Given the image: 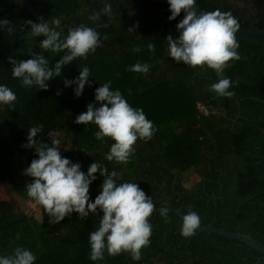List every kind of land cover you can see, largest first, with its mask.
I'll list each match as a JSON object with an SVG mask.
<instances>
[{"label":"trees","instance_id":"1","mask_svg":"<svg viewBox=\"0 0 264 264\" xmlns=\"http://www.w3.org/2000/svg\"><path fill=\"white\" fill-rule=\"evenodd\" d=\"M189 1L223 15L221 0ZM118 3L0 0V192L45 201L39 219L0 199V264H261L246 243L130 199L264 244V47L181 44L220 33L175 8L151 22L168 6L153 0L108 18Z\"/></svg>","mask_w":264,"mask_h":264},{"label":"water","instance_id":"2","mask_svg":"<svg viewBox=\"0 0 264 264\" xmlns=\"http://www.w3.org/2000/svg\"><path fill=\"white\" fill-rule=\"evenodd\" d=\"M161 2L166 3L168 6L163 8V11H170L173 8L177 9V11H183L189 15L191 20H199L200 22L204 23L212 27L215 31L220 33L219 37L215 40H209L204 35L200 34L194 37L193 39L183 40L181 44L184 42H190L196 38H200L208 43V45H212L215 42L221 40L225 36H231L236 39V41L246 40L251 43L259 44L264 47V29H256L253 27L243 26L237 22H230L226 17H219L206 9H203L199 4H195L189 0H159ZM144 2V0H137L131 4L120 5L117 7H125V8H132ZM113 9V8H111ZM164 17V15H163ZM107 23V22H106ZM106 23L104 25H106ZM185 52V51H184ZM186 53V52H185ZM177 181V178L175 182ZM136 208L144 214L152 215L158 211H170L177 214L180 218L185 220L186 222L193 225V229L196 230L195 235L200 234L203 231H208L219 236L228 237L231 239H236L240 242L248 244L253 249L259 251L262 254L261 264H264V244L257 240L256 238L242 233L240 231H230L222 227H217L214 224V221L209 224H202L195 219L187 216L182 212V206L179 208H172V207H155L151 209H144L142 208L138 201L136 195L130 199ZM128 203V202H127ZM127 203L123 207V211L126 208Z\"/></svg>","mask_w":264,"mask_h":264},{"label":"rangeland","instance_id":"3","mask_svg":"<svg viewBox=\"0 0 264 264\" xmlns=\"http://www.w3.org/2000/svg\"><path fill=\"white\" fill-rule=\"evenodd\" d=\"M75 33L79 35V31L75 30ZM48 48H50L48 46ZM59 59L54 57L52 58L51 62H57ZM121 61H124L123 57H117L114 62L119 64H122ZM123 65V64H122ZM4 99H2V96H0V103H3ZM1 106L3 104H0ZM120 119H125V117L121 114ZM57 133H55L56 135ZM71 145L70 138H66L64 140V145L62 149H68ZM16 161L20 165V172L22 174H25L28 172V163L25 157L20 154L16 153L15 156ZM184 183L186 186L190 187L193 183H197L200 180V176L197 175L195 171H189L184 173L183 175ZM54 190L50 193H53ZM0 199L2 202V205L7 210L12 209H19L22 211H25L29 215H35L39 219H41L44 216L43 206L45 205L44 200H32L21 193H19L10 183H6L2 186L1 192H0Z\"/></svg>","mask_w":264,"mask_h":264},{"label":"flooded vegetation","instance_id":"4","mask_svg":"<svg viewBox=\"0 0 264 264\" xmlns=\"http://www.w3.org/2000/svg\"><path fill=\"white\" fill-rule=\"evenodd\" d=\"M153 1H156L157 3H161V1L159 0H153ZM126 2L127 0H119V3L115 5L113 9H110V11H108L107 13L108 18H110L111 12L114 11L117 15H119V12H117V10L120 8H124V7H117V6L131 4V3H126ZM221 7H222V14H223L222 17H226L228 21L229 19H231L232 23L237 22V23H241L244 25L246 24V26L248 27H252L254 26V24H256V22L260 20V16L258 15V9L256 7L254 0H221ZM163 8H166V7H158L156 11H152L151 16L148 18V20L151 22H154L157 18L161 17L162 24H164L166 22V16L164 14L166 11H163ZM106 22H107V19L104 22V24ZM152 28L154 27H151V31L157 30V29H152Z\"/></svg>","mask_w":264,"mask_h":264},{"label":"built area","instance_id":"5","mask_svg":"<svg viewBox=\"0 0 264 264\" xmlns=\"http://www.w3.org/2000/svg\"><path fill=\"white\" fill-rule=\"evenodd\" d=\"M199 111L205 115H208L210 113L209 108L204 104L199 105Z\"/></svg>","mask_w":264,"mask_h":264}]
</instances>
